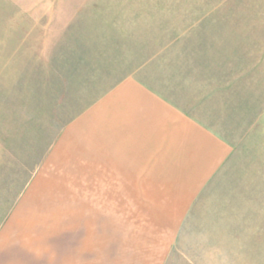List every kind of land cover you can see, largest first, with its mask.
Here are the masks:
<instances>
[{"label":"rangeland","instance_id":"1","mask_svg":"<svg viewBox=\"0 0 264 264\" xmlns=\"http://www.w3.org/2000/svg\"><path fill=\"white\" fill-rule=\"evenodd\" d=\"M0 264H264V0H0Z\"/></svg>","mask_w":264,"mask_h":264}]
</instances>
